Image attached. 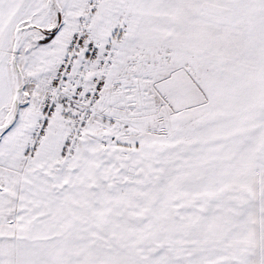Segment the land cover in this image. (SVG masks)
<instances>
[{"label":"snow or ice","instance_id":"obj_1","mask_svg":"<svg viewBox=\"0 0 264 264\" xmlns=\"http://www.w3.org/2000/svg\"><path fill=\"white\" fill-rule=\"evenodd\" d=\"M0 264H264V0H0Z\"/></svg>","mask_w":264,"mask_h":264}]
</instances>
